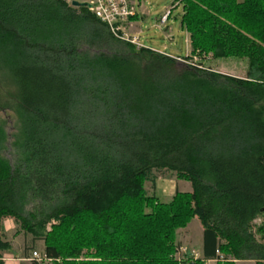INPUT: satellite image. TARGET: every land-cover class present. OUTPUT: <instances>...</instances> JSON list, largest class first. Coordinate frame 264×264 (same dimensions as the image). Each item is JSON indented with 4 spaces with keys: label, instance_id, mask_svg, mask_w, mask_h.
I'll return each mask as SVG.
<instances>
[{
    "label": "trees",
    "instance_id": "1",
    "mask_svg": "<svg viewBox=\"0 0 264 264\" xmlns=\"http://www.w3.org/2000/svg\"><path fill=\"white\" fill-rule=\"evenodd\" d=\"M174 6L186 58L63 0H0V113L17 123L10 142L0 120V264L8 220L48 264H264V0ZM197 58L249 67L236 78ZM162 172L191 192L162 203ZM193 219L201 258L178 259Z\"/></svg>",
    "mask_w": 264,
    "mask_h": 264
},
{
    "label": "rangeland",
    "instance_id": "2",
    "mask_svg": "<svg viewBox=\"0 0 264 264\" xmlns=\"http://www.w3.org/2000/svg\"><path fill=\"white\" fill-rule=\"evenodd\" d=\"M134 1L136 3V10L138 13V20L136 21L138 30H132L131 33H133L134 37L139 38L140 45L142 47L152 49L156 52L174 58H186L187 56H190L188 55V46L185 41L186 33L181 28V19L183 12L181 6H174L176 0ZM242 1L243 0H238L239 3H241ZM167 11L171 12V17L167 25L162 26L160 24V19ZM170 37H173L174 41H171ZM197 60L193 59L192 61L197 64L200 62V59L197 58ZM189 63H191V61ZM200 63H202L203 67L206 69L212 68L215 72L233 76L236 78H245L249 67L248 60L236 58L222 60L205 59L201 60ZM0 120L1 122L5 123V130L10 137V142H12V138L17 131L15 115L11 111H3L0 113ZM5 155L9 157V152H5ZM159 178H161L162 180H169L174 178V176L167 172H162L158 173V179ZM168 180L167 183L169 182ZM161 182L162 181H160V183ZM181 183L182 184L180 185H190L185 181H181ZM146 188L149 194L152 195L154 191L151 184L148 183ZM159 199L162 203H169L171 201V198H164L162 196L159 197ZM261 222L262 221L259 220L256 224L259 225L261 224ZM3 229L5 232L6 241H8L12 246V249L9 252L5 253V256H13L26 260L25 262H22V264H33V262L31 261L32 253L34 251L38 253L43 252V243H34L32 237L26 235L24 232H21L19 225L12 220L6 221L3 224ZM175 242L180 247V251L176 256L178 259H200L201 255L199 256L198 254H200L203 244V229L199 220L193 219L187 226V228L177 231V233L175 234ZM207 264L216 263L209 262ZM239 264L254 263L247 262Z\"/></svg>",
    "mask_w": 264,
    "mask_h": 264
},
{
    "label": "built area",
    "instance_id": "3",
    "mask_svg": "<svg viewBox=\"0 0 264 264\" xmlns=\"http://www.w3.org/2000/svg\"><path fill=\"white\" fill-rule=\"evenodd\" d=\"M68 5L81 3L89 6L88 10L96 18L106 24L111 32L121 40L129 42L137 47H142L138 37H134L132 30H137L133 19L138 17L134 0H63ZM171 17L167 11L160 19V24L166 26ZM138 36V35H137ZM221 259H223L221 257ZM31 261L37 264H48L50 261L42 254L34 251Z\"/></svg>",
    "mask_w": 264,
    "mask_h": 264
},
{
    "label": "crops",
    "instance_id": "4",
    "mask_svg": "<svg viewBox=\"0 0 264 264\" xmlns=\"http://www.w3.org/2000/svg\"><path fill=\"white\" fill-rule=\"evenodd\" d=\"M135 24L137 25L136 21ZM167 25V24H166ZM137 30H138V25H137ZM171 31V30H170ZM171 41H174L173 37H170ZM186 43L188 46V55H190L191 53V49H190V45H189V41H188V35L186 34ZM168 56V55H167ZM174 58V57H173ZM168 179L162 180L161 178L158 179L157 181V190H156V195L159 197H164V198H171L176 194V192L180 191V192H186L189 193L191 192V186L186 184V185H180L182 184L181 181H178L175 177L172 179H169L168 183H167ZM160 181H162L160 183ZM203 247V244H202ZM199 256L202 255V248L200 251V254H198ZM26 260L24 259H20L17 257H7L4 255V262L5 264H22V262H25ZM214 263V262H211Z\"/></svg>",
    "mask_w": 264,
    "mask_h": 264
},
{
    "label": "water",
    "instance_id": "5",
    "mask_svg": "<svg viewBox=\"0 0 264 264\" xmlns=\"http://www.w3.org/2000/svg\"><path fill=\"white\" fill-rule=\"evenodd\" d=\"M72 7H74V8H89L88 5H86V4H81V3H77V2L73 3V4H72Z\"/></svg>",
    "mask_w": 264,
    "mask_h": 264
}]
</instances>
